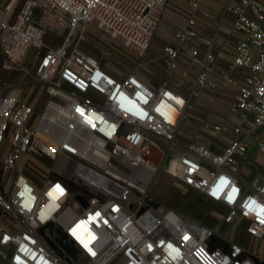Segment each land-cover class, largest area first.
<instances>
[{"label": "built area", "instance_id": "1", "mask_svg": "<svg viewBox=\"0 0 264 264\" xmlns=\"http://www.w3.org/2000/svg\"><path fill=\"white\" fill-rule=\"evenodd\" d=\"M202 1L189 0L191 10ZM168 3L10 0L0 8V264H261L241 243L212 244L231 224L264 245V0H224L234 38L219 48V27L206 36L194 16L180 24L160 54L176 86L113 71L73 43L93 25L145 58ZM224 86L236 89L227 112L240 122L205 118L180 141L193 99ZM251 147L260 157H248ZM156 152L169 172L176 165L183 187L222 205L216 224L148 196ZM38 156L52 160L45 175Z\"/></svg>", "mask_w": 264, "mask_h": 264}, {"label": "rangeland", "instance_id": "2", "mask_svg": "<svg viewBox=\"0 0 264 264\" xmlns=\"http://www.w3.org/2000/svg\"><path fill=\"white\" fill-rule=\"evenodd\" d=\"M162 29V23L155 32L151 47L147 51L145 58H140L136 53L126 49L118 43H110L101 38L99 30L89 25L83 32L73 35V43H78L85 51L95 55L103 66L116 72H128L135 70L142 75L150 74L156 78V83L167 81L170 85L176 86L178 78L168 69L160 56L163 43L157 41ZM149 57L152 60H149ZM25 65L31 67L34 71L35 65L31 59L27 58ZM31 86H28V90ZM41 96V97H40ZM43 98L41 91L37 99ZM193 99L183 117L179 140L185 141L192 137L199 129L201 122L205 119L204 110ZM217 143V142H216ZM161 148L169 149L168 144L158 141ZM52 160L48 157L38 156L36 158L38 174L45 175L51 165ZM154 164L157 170L153 174L147 194L157 202L164 203L176 211L194 219L195 221L212 226L220 219V213L225 209L219 203L208 199L203 193L192 188L182 186L180 179L172 172H169L166 165L161 161V154L155 153ZM217 242L229 243L236 241L245 245L256 259L264 264V245L260 244L255 238L246 235L244 230L237 226L234 228L231 224H223L216 236Z\"/></svg>", "mask_w": 264, "mask_h": 264}, {"label": "crops", "instance_id": "3", "mask_svg": "<svg viewBox=\"0 0 264 264\" xmlns=\"http://www.w3.org/2000/svg\"><path fill=\"white\" fill-rule=\"evenodd\" d=\"M9 1L0 0V8L4 7ZM223 2L224 0H203L200 8L193 12L189 6V0H169L161 21L162 29L160 28V35L157 41H161L164 45L176 43L174 37L175 29L180 24L186 23L190 16H194L198 27L202 29L203 35L210 36L213 33L212 28L215 26L219 27L217 48L232 43L234 38V34L231 32L233 15L231 13L222 15L221 8ZM205 13H209L210 16H205ZM235 92L236 89L233 86H224L216 92L203 90L201 96L197 98V102L201 104L200 106L204 110L203 116L210 118L219 117L220 115L235 119L239 123L240 116L238 114L234 116L227 112L228 103ZM257 156L260 157L258 150L255 147H251L248 157L258 158ZM260 160L262 161V159Z\"/></svg>", "mask_w": 264, "mask_h": 264}, {"label": "bare ground", "instance_id": "4", "mask_svg": "<svg viewBox=\"0 0 264 264\" xmlns=\"http://www.w3.org/2000/svg\"><path fill=\"white\" fill-rule=\"evenodd\" d=\"M170 172L174 173L175 175L177 174L178 168L176 167V165H172V167L169 169ZM154 174V170L151 169V171L149 172V177H152Z\"/></svg>", "mask_w": 264, "mask_h": 264}, {"label": "water", "instance_id": "5", "mask_svg": "<svg viewBox=\"0 0 264 264\" xmlns=\"http://www.w3.org/2000/svg\"><path fill=\"white\" fill-rule=\"evenodd\" d=\"M170 155H168L167 159H166V164L169 163L170 160ZM63 242H65L67 245H72V240L69 237H65Z\"/></svg>", "mask_w": 264, "mask_h": 264}, {"label": "trees", "instance_id": "6", "mask_svg": "<svg viewBox=\"0 0 264 264\" xmlns=\"http://www.w3.org/2000/svg\"><path fill=\"white\" fill-rule=\"evenodd\" d=\"M215 239L216 237L214 238V243L212 244L213 246H218V245L228 246V243H220V242H217V240Z\"/></svg>", "mask_w": 264, "mask_h": 264}]
</instances>
